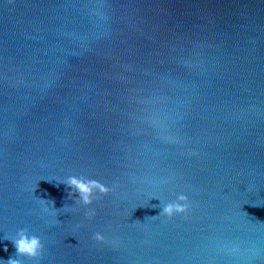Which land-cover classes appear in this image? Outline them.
<instances>
[{"label":"water","instance_id":"obj_1","mask_svg":"<svg viewBox=\"0 0 264 264\" xmlns=\"http://www.w3.org/2000/svg\"><path fill=\"white\" fill-rule=\"evenodd\" d=\"M20 229L22 264H264V0H0V259Z\"/></svg>","mask_w":264,"mask_h":264},{"label":"clouds","instance_id":"obj_2","mask_svg":"<svg viewBox=\"0 0 264 264\" xmlns=\"http://www.w3.org/2000/svg\"><path fill=\"white\" fill-rule=\"evenodd\" d=\"M58 183L66 185L71 191L69 192V198L74 199V203H78L85 207L92 204L95 198L99 195H105L109 189L100 184L96 180L86 179L77 176H68ZM157 199V198H152ZM41 202L47 204L48 201L40 199ZM159 200V199H158ZM160 201V214L168 218L185 214L188 211L189 204L188 198L183 193L177 194L174 200L168 202ZM52 209H54L51 203ZM47 211V207L45 208ZM56 212H58L56 210ZM96 240L102 241L103 237L97 234ZM6 240H10L16 250L15 258H10L5 261L0 259V264H22L18 257H26L34 261H38L43 253V244L39 236L30 234L27 229H20L16 233ZM7 251V248L4 249Z\"/></svg>","mask_w":264,"mask_h":264}]
</instances>
